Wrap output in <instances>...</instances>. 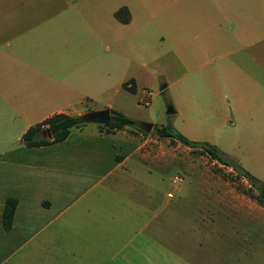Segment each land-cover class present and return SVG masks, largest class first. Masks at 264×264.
<instances>
[{"label":"crops","instance_id":"crops-1","mask_svg":"<svg viewBox=\"0 0 264 264\" xmlns=\"http://www.w3.org/2000/svg\"><path fill=\"white\" fill-rule=\"evenodd\" d=\"M165 70L170 85L181 81L182 115L215 117L226 132L198 141L247 170L235 144L243 133L264 140V0H0V264L229 260L191 252L206 206L185 216L191 206L161 189L164 175L124 129L85 124L59 142H22L54 114L82 115L85 102L114 109L109 100ZM7 198L17 200L9 229Z\"/></svg>","mask_w":264,"mask_h":264},{"label":"rangeland","instance_id":"rangeland-1","mask_svg":"<svg viewBox=\"0 0 264 264\" xmlns=\"http://www.w3.org/2000/svg\"><path fill=\"white\" fill-rule=\"evenodd\" d=\"M182 72L183 70H178L177 77L182 75ZM170 73L171 71L165 70L164 77L161 75V78L153 82L150 78L144 80L143 83L148 84L143 86L144 89L140 93L126 97L117 96L109 100L115 105L114 110L119 107L124 110L125 115L140 122L137 126L126 127L123 131L135 136V139L143 144L141 153L153 159L152 167L157 169L159 175H164L165 183L160 188L170 189L175 195V201L185 199L184 205L191 206L190 211L185 210V216L190 214V217H198L197 207L206 206L209 226L206 229L192 227L191 252L205 256L222 254L229 257L228 261H207L205 264H264V206L251 197L248 179L233 168L212 159L199 147H190L176 139L155 135L154 127L157 123L163 121L167 124L173 118L176 129L191 140L205 138L223 141L226 138V132L217 133L214 128L217 118L202 117L187 107L182 115L185 102L181 81L177 86L170 85V81L165 78L166 75H172ZM164 85L166 87L160 90ZM144 92L149 94L147 101L142 99ZM169 105H173L176 110L173 116L167 114ZM83 106L87 111H92L95 110L96 104L85 102ZM142 122L155 125L150 132L144 133L140 131ZM242 135L244 138L235 144V151L242 157L247 170L264 182V140L257 136L251 144L245 133ZM209 143L213 144L211 141ZM175 176L182 180H178L179 183L174 182ZM181 190L186 191L185 196ZM200 193L202 197L199 196ZM200 200L203 203L200 204ZM194 208L197 209L196 214H193ZM180 218L176 215L179 226L182 224ZM191 222L197 223L192 219Z\"/></svg>","mask_w":264,"mask_h":264},{"label":"trees","instance_id":"trees-1","mask_svg":"<svg viewBox=\"0 0 264 264\" xmlns=\"http://www.w3.org/2000/svg\"><path fill=\"white\" fill-rule=\"evenodd\" d=\"M118 16L122 18V11L118 12ZM124 86L128 87V84L125 83ZM110 111V126L106 127L101 125V128L107 133L114 132L116 130H122L126 127H134L140 124L138 120L131 118L120 111L114 109H110ZM83 125H85V123L83 122L81 115L57 113L46 118L42 122L31 126L23 134L22 142L28 146H40L53 142H59L66 139L73 128L81 127ZM47 129L50 130L51 137H44L42 135V132ZM140 131L146 133L143 129H140ZM154 131L155 135L158 137H170L190 147H199L209 154L212 159L217 160L222 164H225L236 170L239 174L246 177L250 182L251 188L249 191L251 197L257 199L264 206V182L252 175L235 159L221 152L216 145L209 142L194 141L189 139L174 127L171 120H169L167 124L155 126ZM16 206L17 200L15 198H7L3 211V222L7 229L11 228L12 226Z\"/></svg>","mask_w":264,"mask_h":264},{"label":"water","instance_id":"water-1","mask_svg":"<svg viewBox=\"0 0 264 264\" xmlns=\"http://www.w3.org/2000/svg\"><path fill=\"white\" fill-rule=\"evenodd\" d=\"M165 87H166L165 85L162 86L160 90H163ZM175 112L176 110L174 106L169 105L167 108V114L172 115ZM81 118L85 124L93 123V124H100L109 127L111 122V111L110 108L86 111L81 115ZM141 126L145 132H150L153 129L154 124L151 122H142ZM42 135L44 137H51V132L49 129H47L42 132Z\"/></svg>","mask_w":264,"mask_h":264},{"label":"built area","instance_id":"built-area-1","mask_svg":"<svg viewBox=\"0 0 264 264\" xmlns=\"http://www.w3.org/2000/svg\"><path fill=\"white\" fill-rule=\"evenodd\" d=\"M148 95H149V94H148L147 92H144V93H143V97H142V99H143L144 101H147ZM178 180L180 181V180H182V179H181L179 176H175V177L173 178V181L176 182V183H179ZM170 195H171V194H170Z\"/></svg>","mask_w":264,"mask_h":264}]
</instances>
